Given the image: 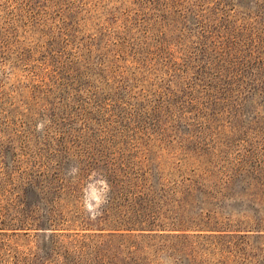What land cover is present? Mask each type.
<instances>
[{"label": "rangeland", "instance_id": "rangeland-1", "mask_svg": "<svg viewBox=\"0 0 264 264\" xmlns=\"http://www.w3.org/2000/svg\"><path fill=\"white\" fill-rule=\"evenodd\" d=\"M109 160L185 235L145 264H264V0H0V264H92Z\"/></svg>", "mask_w": 264, "mask_h": 264}, {"label": "trees", "instance_id": "trees-1", "mask_svg": "<svg viewBox=\"0 0 264 264\" xmlns=\"http://www.w3.org/2000/svg\"><path fill=\"white\" fill-rule=\"evenodd\" d=\"M105 163L104 176L111 188L106 206L115 214L108 224L109 231L85 234L91 237V245L83 240H71V245H86L91 249L95 254L92 264H145L142 254L146 252V248L173 251V237L186 239L185 235H173V225L167 228L157 210L158 205H155V197L140 183L142 178L139 179L136 173L120 166L115 160ZM48 221L46 225L50 227L55 223L52 217ZM193 223V226L177 230H216L212 228L214 226H207V222H202V225L200 222ZM51 246L54 250L59 244L53 239ZM103 256L107 258L104 259L105 263L99 262ZM76 264L80 262L77 261Z\"/></svg>", "mask_w": 264, "mask_h": 264}, {"label": "clouds", "instance_id": "clouds-1", "mask_svg": "<svg viewBox=\"0 0 264 264\" xmlns=\"http://www.w3.org/2000/svg\"><path fill=\"white\" fill-rule=\"evenodd\" d=\"M50 123L46 118L41 120L36 125V131L43 132L45 125ZM80 172V165L73 164L66 170V176L72 177L75 181ZM99 176V178H97ZM110 185L103 175L93 171L82 189V204L83 210L88 214L89 218L95 220L97 217L103 215V206L108 202V193L110 192Z\"/></svg>", "mask_w": 264, "mask_h": 264}]
</instances>
